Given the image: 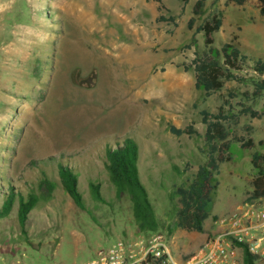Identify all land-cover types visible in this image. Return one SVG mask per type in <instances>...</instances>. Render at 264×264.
<instances>
[{
  "label": "rangeland",
  "instance_id": "obj_1",
  "mask_svg": "<svg viewBox=\"0 0 264 264\" xmlns=\"http://www.w3.org/2000/svg\"><path fill=\"white\" fill-rule=\"evenodd\" d=\"M160 1L0 0V211L12 191L17 201L39 199L25 223L18 202L0 219V264H88L100 249L142 236L129 197H118L106 167L107 151L127 138L140 146L141 180L173 255L195 250L203 235L176 229L177 190L207 162L203 111L239 113L247 104L261 113L228 127L232 159L221 165L207 233L249 199L252 158L264 154V95L246 103L244 94L261 78L250 61L246 81L207 96L192 62L208 50L199 27L219 15L224 23L212 47L235 41L250 59L264 60L260 3L209 0L195 16L196 0ZM190 126L195 135L171 132ZM235 136L256 146L244 150ZM60 166L77 175L84 208L64 189Z\"/></svg>",
  "mask_w": 264,
  "mask_h": 264
},
{
  "label": "trees",
  "instance_id": "obj_2",
  "mask_svg": "<svg viewBox=\"0 0 264 264\" xmlns=\"http://www.w3.org/2000/svg\"><path fill=\"white\" fill-rule=\"evenodd\" d=\"M180 1L185 4L189 3V0ZM208 1L196 0L195 16L202 15ZM227 1L238 6H244L249 0ZM258 1L261 15L264 16V0ZM163 19L165 20V18ZM194 23L195 20L192 19L190 26L192 27ZM223 23V16L219 15L206 21L198 29V32L203 33L206 37L208 50L196 56L192 62L196 86L198 89H203L207 96H210L222 90L228 82L246 81L244 72L248 63L252 61L251 70L261 79L253 80L254 91L252 94L245 93L244 97L246 103L255 101L264 95V60L260 58L250 59L244 54L240 44L235 41L226 43L221 50H215L212 47V36L222 29ZM241 107L239 113H233L231 110H227L225 106L221 107L219 112L215 114L208 111L202 112V121L206 125L204 140L207 146V162L199 167L192 181L177 190L180 208L177 212L176 229L200 234L206 232L205 223L213 216L215 199L220 187L221 165L232 159L230 154L232 140L228 127L238 123L242 116H250L253 119L261 116V113L252 106L242 104ZM171 132L176 136L195 135L197 133L193 126L184 130L171 127ZM233 141L240 143L244 150L253 149L256 146V142L252 138L235 136ZM107 159L106 167L111 182L115 186L119 198L129 197L139 232L143 235L162 234L156 210L148 190L141 180L139 144L135 140L127 138L119 143L116 149L107 151ZM252 164L257 170V175L253 180V190L248 200L264 198V154H254ZM175 171L180 174L177 167H175ZM59 176L64 189L79 207L84 208L77 175L70 168L60 166ZM43 183L50 189L54 187L48 178H45ZM92 188L95 199L103 201L99 188L97 186H92ZM38 200V196L35 194L28 196V199L20 197L17 201L15 193L12 191V194L5 199L0 211V219L8 217L13 210L14 203L18 202L19 218L22 223H25L30 212L37 206ZM169 232L171 235L173 230L169 229ZM259 259V256L246 253L243 264H256Z\"/></svg>",
  "mask_w": 264,
  "mask_h": 264
},
{
  "label": "built area",
  "instance_id": "obj_3",
  "mask_svg": "<svg viewBox=\"0 0 264 264\" xmlns=\"http://www.w3.org/2000/svg\"><path fill=\"white\" fill-rule=\"evenodd\" d=\"M216 228L193 251L176 259L160 233L119 240L88 264H243L246 253L264 256V198L247 200L218 218Z\"/></svg>",
  "mask_w": 264,
  "mask_h": 264
},
{
  "label": "crops",
  "instance_id": "obj_4",
  "mask_svg": "<svg viewBox=\"0 0 264 264\" xmlns=\"http://www.w3.org/2000/svg\"><path fill=\"white\" fill-rule=\"evenodd\" d=\"M215 229H216V228L212 229L211 232H213ZM205 231H206V232H205L204 234H202V235H203V240H202L201 242H203V241L206 239L207 235H208V233H207V229H206V228H205ZM196 248H197V247H196ZM196 248H195V249H196ZM193 250H194V249H193ZM190 252H191V251H190Z\"/></svg>",
  "mask_w": 264,
  "mask_h": 264
}]
</instances>
